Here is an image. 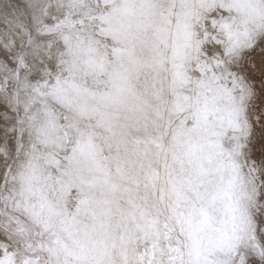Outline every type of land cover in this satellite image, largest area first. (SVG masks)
Instances as JSON below:
<instances>
[{"label": "snow or ice", "instance_id": "6c2138e0", "mask_svg": "<svg viewBox=\"0 0 264 264\" xmlns=\"http://www.w3.org/2000/svg\"><path fill=\"white\" fill-rule=\"evenodd\" d=\"M0 264H264V0H0Z\"/></svg>", "mask_w": 264, "mask_h": 264}]
</instances>
